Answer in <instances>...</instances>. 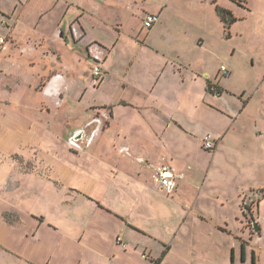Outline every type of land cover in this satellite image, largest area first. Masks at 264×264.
<instances>
[{
  "label": "crops",
  "instance_id": "0c3cea01",
  "mask_svg": "<svg viewBox=\"0 0 264 264\" xmlns=\"http://www.w3.org/2000/svg\"><path fill=\"white\" fill-rule=\"evenodd\" d=\"M11 1L8 13L0 7L1 25L9 28L8 37L0 36L6 39L0 49L15 50L19 71L32 81L22 90L33 103L18 106L13 132L20 134L27 123L35 134L18 138L25 152L11 154L13 182L0 180V264L240 261V205L237 232L225 218L216 223L196 210L210 171L197 165L192 153L194 144L205 153L210 136L217 155L220 141L253 102L245 90H235L240 80L231 68L225 66L223 75V65L213 70L206 64L217 56L213 23L225 26L217 7L234 11L219 0H192L195 15L190 16L171 7L172 0H140L133 11L143 9L141 31L127 35L120 23L87 6L91 0ZM232 1L240 7V0ZM149 14L158 16L150 30L144 27ZM62 48L72 52L79 69L84 67L82 80L71 81ZM82 48L86 57L78 53ZM30 52L36 56L26 60ZM96 66L102 70L98 84ZM44 78L46 86L37 90ZM72 94L78 98L75 108L69 103ZM54 108L64 114L66 138L22 120L28 109L51 113ZM97 116L108 117L103 130L89 147L73 151L69 137ZM163 165L178 175L171 194L155 180ZM235 195L240 204V192ZM215 199L221 207L227 202L221 193Z\"/></svg>",
  "mask_w": 264,
  "mask_h": 264
},
{
  "label": "rangeland",
  "instance_id": "374dc122",
  "mask_svg": "<svg viewBox=\"0 0 264 264\" xmlns=\"http://www.w3.org/2000/svg\"><path fill=\"white\" fill-rule=\"evenodd\" d=\"M94 1L100 3L101 6H97ZM185 1L172 0L171 7L183 9L190 16L195 15L192 11V0ZM140 2L142 3L140 0H111V3L106 6L100 0H91L87 6L99 12L105 19L120 23V29L129 35L132 31H141L144 17L143 9H139L138 12L133 11L136 4ZM218 4L226 9H232L233 15L238 21L232 29L230 26L226 30V26L216 24V21L213 23L211 35L214 40H218V43H215L218 48H214L217 56L211 62L207 61V67L213 70L220 68L221 65L231 68L240 80L239 84H234L237 85L235 90H245L247 94L253 97V102L245 112L244 118L237 122L234 128L236 132L232 130L224 140L220 141L221 145L217 155L212 154L218 147L215 143H213V149L204 150L205 153L199 149L198 144H194L192 153L195 163L203 165L210 171L204 193L201 196L202 199L197 202L196 210L203 211L216 223L225 218L223 220H226L230 228L237 232L239 222L236 219L239 217L240 205V257L241 245L245 244L247 250V262L245 264H251L252 253H255L256 264H264V0H240V7L234 6L232 0H219ZM0 7L8 13L12 8V1L0 0ZM0 15L3 14L0 13ZM2 21L0 16V36L8 37L9 28H7L6 23L1 25ZM142 34H146V32H142ZM52 43L54 46L60 45L59 42L54 41ZM1 50L0 180L9 184V182H13L12 176L17 173L15 172L16 168H14L16 166H13L11 162V154H23L25 152V145L18 142L19 136L30 138L35 134L27 123L21 129L20 134H17V131L13 132L14 120L20 111L18 106L22 109L25 106L29 107V105L33 107L31 98L22 90L24 83L32 81L31 78L29 79L19 71L15 50L12 48L11 52L4 53ZM58 51H63V57L68 58V63L64 65L68 66L69 76L72 75L71 81L82 80L80 69L84 70V67L79 69V64L72 58V52L67 48ZM82 51L78 50V53L84 57L85 49L82 48ZM35 56L33 52L24 55L26 60ZM73 68L76 69L73 70ZM46 83L47 79H42L37 90L46 86ZM79 84L81 87L83 86L82 82ZM78 87L80 86L75 85L73 87L72 85L75 90ZM91 98H94L97 104H103V100L98 95H93ZM70 99V105L75 108L78 105L77 94H72ZM36 104L39 108L40 104L37 100ZM28 111L29 109L24 111V116L27 115V119L22 118L24 122H26L25 120L36 122L38 126L47 129L50 135L66 138L65 134L69 127H66L62 112L55 108L51 113H40L33 110L29 113ZM102 119L105 120L108 117L105 116ZM52 147L59 149L60 145ZM203 147L206 149L205 144ZM38 149L46 152L43 146H38ZM194 182L197 185L201 184L196 177H194ZM234 189L236 192H240V204ZM217 193H221L226 198L227 202L223 207L215 199ZM5 194H7L5 196L8 197V200L12 199L9 189ZM196 194L198 195V191H195ZM190 195L185 194V197L190 198ZM237 242L239 243V241ZM236 250L239 252V248ZM229 262L231 263L230 256ZM236 264H243L241 258L240 261L237 258Z\"/></svg>",
  "mask_w": 264,
  "mask_h": 264
},
{
  "label": "built area",
  "instance_id": "2783aa9c",
  "mask_svg": "<svg viewBox=\"0 0 264 264\" xmlns=\"http://www.w3.org/2000/svg\"><path fill=\"white\" fill-rule=\"evenodd\" d=\"M158 22V16L149 14L144 20V27L150 30L154 24ZM74 36L77 38V34L75 30H73ZM6 43V39L0 37V46H3ZM221 72L223 75L228 74V70L225 66L221 68ZM102 70L99 66H96L93 70V80L95 84H98L101 79ZM103 130V119L100 116L95 117L89 123H87L85 129L77 131L73 135H71L68 139V144L73 151L80 152L85 148L89 147L94 139L100 134ZM206 150L213 149V142L211 141V137L208 136L205 141ZM178 179V175L175 171L167 165L161 166L155 176L156 183L168 194H171L176 189V181ZM121 244V242L119 243ZM124 246V245H123ZM144 258H148L145 255Z\"/></svg>",
  "mask_w": 264,
  "mask_h": 264
},
{
  "label": "trees",
  "instance_id": "16d2710c",
  "mask_svg": "<svg viewBox=\"0 0 264 264\" xmlns=\"http://www.w3.org/2000/svg\"><path fill=\"white\" fill-rule=\"evenodd\" d=\"M217 13L219 17L221 18L222 22L226 26V28L230 27L236 19L233 17L230 11L222 9L220 7H217ZM246 246L245 244L241 245V261L243 264L247 262V253H246ZM232 261H234V257L232 256ZM158 264V263H157ZM251 264H256V258H255V253H252L251 257Z\"/></svg>",
  "mask_w": 264,
  "mask_h": 264
}]
</instances>
